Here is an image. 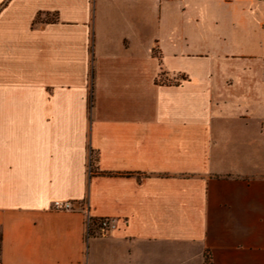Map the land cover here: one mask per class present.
<instances>
[{
	"label": "crops",
	"instance_id": "obj_1",
	"mask_svg": "<svg viewBox=\"0 0 264 264\" xmlns=\"http://www.w3.org/2000/svg\"><path fill=\"white\" fill-rule=\"evenodd\" d=\"M262 25L264 0H0V264H264Z\"/></svg>",
	"mask_w": 264,
	"mask_h": 264
},
{
	"label": "built area",
	"instance_id": "obj_2",
	"mask_svg": "<svg viewBox=\"0 0 264 264\" xmlns=\"http://www.w3.org/2000/svg\"><path fill=\"white\" fill-rule=\"evenodd\" d=\"M54 208L56 210H69L71 209V205L69 203H54ZM114 226V221L111 219H98L97 221H94L90 217H86V236L105 237L114 229Z\"/></svg>",
	"mask_w": 264,
	"mask_h": 264
},
{
	"label": "rangeland",
	"instance_id": "obj_3",
	"mask_svg": "<svg viewBox=\"0 0 264 264\" xmlns=\"http://www.w3.org/2000/svg\"><path fill=\"white\" fill-rule=\"evenodd\" d=\"M222 8H226V6L225 5H222L221 6ZM263 12V11H262ZM263 17V16H262ZM52 17L51 16H47V17H43V19H47V20H50ZM256 29H257V26L255 27ZM259 35H260V39L259 40H256V43H258V51H259V53H260V55L262 56V58L260 59V62H259V65L260 66H264V25H262L261 27H259ZM248 44H250V45H252V42H250L249 41V43ZM219 63V62H218ZM246 63H248V61H245V62H242V61H239V60H235V61H233V62H229V65H235V66H237V65H246ZM221 64V63H220ZM261 78L262 79H264V77L263 76H261ZM182 79H183V77H182ZM164 80V79H163ZM261 79H260V77H259V81H260ZM261 81H263V80H261ZM259 97H262V96H260V95H258ZM263 99V98H262ZM257 113H261V114H264V108L263 107H259V108H257ZM92 237H96V236H91V237H89L87 240H89L90 238H92Z\"/></svg>",
	"mask_w": 264,
	"mask_h": 264
},
{
	"label": "trees",
	"instance_id": "obj_4",
	"mask_svg": "<svg viewBox=\"0 0 264 264\" xmlns=\"http://www.w3.org/2000/svg\"><path fill=\"white\" fill-rule=\"evenodd\" d=\"M47 16L48 15H42V14L38 15L36 17V20L34 21V25L44 23L43 17H47ZM56 20H57L56 15H52V18L50 20H47V21L48 22H56ZM94 221H97V220H94ZM88 238H89V236L88 237L86 236V239H88ZM1 243H2V232H1V229H0V256H1Z\"/></svg>",
	"mask_w": 264,
	"mask_h": 264
}]
</instances>
